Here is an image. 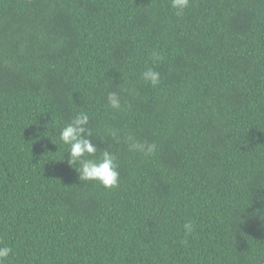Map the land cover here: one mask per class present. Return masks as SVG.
Here are the masks:
<instances>
[{
    "label": "trees",
    "instance_id": "obj_1",
    "mask_svg": "<svg viewBox=\"0 0 264 264\" xmlns=\"http://www.w3.org/2000/svg\"><path fill=\"white\" fill-rule=\"evenodd\" d=\"M81 112L117 188L53 161ZM0 242L5 264H264V0H0Z\"/></svg>",
    "mask_w": 264,
    "mask_h": 264
},
{
    "label": "clouds",
    "instance_id": "obj_2",
    "mask_svg": "<svg viewBox=\"0 0 264 264\" xmlns=\"http://www.w3.org/2000/svg\"><path fill=\"white\" fill-rule=\"evenodd\" d=\"M189 5L190 0H170V6L175 10L177 16L182 15ZM152 58L155 62L162 60V57L155 52L152 53ZM141 78L152 87L158 86L161 82L160 72L151 67L141 73ZM107 104L114 110L121 108L120 97L116 92L108 93ZM89 120V115L81 112L64 125L59 133V141L62 145L67 146L66 151L53 161H63L64 154L67 153V164L78 173L79 181H94L105 189L117 188L120 183V173L116 153L110 145L99 148L93 142ZM106 131L111 137L117 136L116 129H107ZM125 143L128 146V151L140 152L145 156L153 155L156 150L154 143H142L131 135L127 136ZM42 147L46 149V146ZM47 152L45 150V153ZM98 152L99 155H97ZM183 230L185 236L192 235L195 231L194 224L191 221L184 223ZM182 243L186 244L187 240ZM10 254H12V248L0 242V264H5Z\"/></svg>",
    "mask_w": 264,
    "mask_h": 264
}]
</instances>
